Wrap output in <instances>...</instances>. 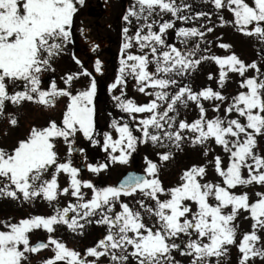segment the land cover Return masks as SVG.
Returning <instances> with one entry per match:
<instances>
[{"label":"snow or ice","instance_id":"1","mask_svg":"<svg viewBox=\"0 0 264 264\" xmlns=\"http://www.w3.org/2000/svg\"><path fill=\"white\" fill-rule=\"evenodd\" d=\"M205 2L218 10L227 6L234 16L231 23L238 31L264 40V0H253L252 5L246 0ZM76 3L82 5L84 0H0V113H3L6 101L14 105L32 101L49 107L54 106L56 97L69 98L59 124L49 120L45 126H32L11 152L0 148V197L16 199L19 193L25 200L42 198L53 208L52 215H35L17 223L0 222L7 229L0 231V264H26V253H37L49 246H53L54 256L42 260L41 264H54V261L98 264L97 260L83 258L51 235L54 226L63 224L75 231L83 228L81 220L87 219L91 223L90 218L97 216L95 222L105 226L106 233L95 246L86 249L85 255L96 258L108 255L109 264H129L130 260L136 264H180L172 256L173 250L190 256L189 264H211V257H216L219 264V258L228 252L229 245L238 248V264H248L250 258L256 256L264 258V248L256 246L261 239L257 230H264V191L256 192L257 199L250 202L247 192L237 194L232 190L237 186L264 187V156L254 151L256 137L264 135V78L242 79L241 87L245 90L232 97L224 116L214 118L206 117V110L200 104L201 97L205 100H225L226 97L211 88L193 91L189 85L180 84L174 78L185 77L202 61L212 60L220 67L222 82L225 65L244 77L247 69H257L256 62L246 64L234 53L224 57L201 55L196 59L198 44L181 50L166 43L164 35L174 27L171 21L152 19L149 23L154 13L169 12L179 20L191 19L180 14L181 7L190 10L189 5H177L175 0H134L123 18L131 23L130 17H135L139 26L134 35H129V28L123 29L125 41L121 52L130 49L135 41L144 54L122 56L115 82L108 88L111 91L124 82L125 75H131L139 92L144 93L150 87L152 91L148 95L155 98L137 104L122 98L123 94L112 97L117 102L116 107L134 120L133 114L145 115L136 125L142 138L134 135L128 122L118 123L113 119L111 127L115 128L118 138L113 139L109 132L103 134L108 160L113 164H128L138 142L151 141L153 145L163 146L162 142L167 140L179 148L185 139L183 132L187 131L191 133L188 139L193 146H205L210 140L222 146L228 154V163L225 167L219 156L214 158V171L220 178L217 182L201 183L200 178L206 176V167L193 165L182 172L175 186L165 188L158 176V164L145 157L144 174L129 173L117 185L94 188L90 181L77 178L79 168L72 166L70 160L59 162L54 141L63 138L70 153L74 150L77 133L94 145L99 143L93 138L95 80L75 94L69 88H58L54 80L47 89L41 87L42 73L49 69L51 60L71 38L69 28L73 24V14L77 12ZM141 20L143 23H139ZM221 22L228 23L222 17ZM249 25H253L251 30ZM154 26L159 30H154ZM206 30L212 31L211 28ZM203 36L196 27L176 29V37L185 45L190 38ZM220 47L229 48L230 45L221 44ZM145 49H150V54ZM77 63L80 62L77 60ZM153 63L155 71L149 69ZM95 66L100 72L99 59ZM257 72L264 76L259 69ZM83 74L90 75L86 70ZM74 78L72 74H66L64 83L70 85ZM212 78L209 73V79ZM189 102H196L199 109L198 117L191 122L178 118L180 109L187 108ZM216 111H219L218 106ZM231 113L236 115L230 118L228 114ZM8 120L11 126L18 125L15 116L9 114ZM204 153L208 154L207 147H204ZM159 156L167 161L171 152H162ZM86 166L98 173L108 165L89 163ZM244 169L247 176L243 175ZM60 172L69 174L70 187H59ZM81 186L92 190L90 199H85ZM61 192H70L72 197L78 198L77 202L57 206L55 202ZM135 194L141 196L136 201L138 208L120 199L122 195L132 197ZM161 194L165 198L161 199ZM117 205L120 210H116ZM241 209L249 212L253 223L252 231L244 233L237 244L234 221ZM70 212L73 215L69 219L67 214ZM145 215L151 223L145 221ZM41 228L49 233L47 243L38 240L32 244L29 233Z\"/></svg>","mask_w":264,"mask_h":264},{"label":"flooded vegetation","instance_id":"2","mask_svg":"<svg viewBox=\"0 0 264 264\" xmlns=\"http://www.w3.org/2000/svg\"><path fill=\"white\" fill-rule=\"evenodd\" d=\"M110 0H108V6L109 9L112 7V0L109 2ZM119 1V0H118ZM194 1L195 0H190V3H187V5H193L194 6ZM175 3L177 5H181L177 0H175ZM98 2H92V4L90 5V9L88 10V14L87 16L93 18L95 21L93 23H91L90 26L88 27H83L79 30H74V27L69 28V31L71 33V30L74 31V33L76 32L75 35H71L70 40L64 45L61 54H63L64 56V60L68 61L69 67H68V73L67 74H72L75 78L74 80L78 79L82 80L83 79V75L81 74V70H86V65H87V60H90V63L92 65H95V61L97 59H99L101 61V71L97 72L96 69H94L93 72V76L99 80V85L101 86V90H100V94L104 95L106 93V89L105 87L108 85V80L106 79L107 77V72H106V65L109 64L110 60L114 59L119 60L120 55L122 54L121 49L118 48V44H114L115 43L111 38L110 40L108 39L110 37V35H107V33H102L100 31H98L99 26V20H101L103 17H109L107 21H104L103 23V28L107 29L109 27H111V25L114 23L115 20V13L113 11V8L110 10L109 15H102L101 14V10L98 7ZM129 7H131L129 5L128 0H125V6L123 8L129 9ZM183 13V9L181 7V12L180 14ZM170 14V13H169ZM190 14V13H189ZM188 14V15H189ZM124 15V10L121 8L118 19H120V16ZM171 15V14H170ZM192 15V14H190ZM172 16V15H171ZM79 19V18H78ZM176 22H179L181 20L177 19L175 17ZM193 21V18H192ZM83 23H85L83 21ZM178 27H176V29L180 28V27H184V28H191V27H196V25H186L183 26L182 24H176ZM176 29H175V33L173 35L170 34H165L164 35V39L166 41L167 44L173 45L175 47H177L178 49L184 50L186 48H190L193 46H196L198 44L197 38L194 37V39L192 40L191 46H187V47H182L183 43H181V40L178 39L176 37ZM106 37L109 41V44L105 45L104 47H96L95 49L89 51V48L93 45H96L100 42V40ZM256 37V42H257V46L254 45V49H255V57H256V65H257V69H259V73L260 74H264V40H261L260 38H258V36ZM93 40L92 43L91 42ZM113 47V49H112ZM163 47V46H160ZM103 52H108V57L104 58L103 57ZM198 52H199V47L197 50V56L195 57L196 59H198ZM121 59V58H120ZM77 60L80 63H77ZM115 64V63H114ZM73 68V71H72ZM111 68V67H110ZM117 67L114 66V70H116ZM256 69V71H257ZM193 72V70H191ZM84 73V72H83ZM79 74V75H77ZM257 77L259 78H264V76H261L258 74L257 72ZM177 80L180 81V84H187V81H185V83H183V80H188L187 76L184 77H174ZM44 80H48V81H53L54 80V75L51 74L48 77L46 76L44 78ZM73 80V81H74ZM114 83V82H113ZM72 82L70 85H67V88H69L71 90V86H72ZM118 84L117 87L112 89L111 92H116L117 88H118ZM152 89L149 87L148 91H145V94L148 95V93L151 91ZM172 89H169V91H171ZM120 92V91H119ZM118 92V93H119ZM183 108L180 109V112ZM124 123V122H123ZM130 124V126L133 129L134 135H137L138 137L142 138V133L136 128V123L133 121L128 122ZM109 123L105 122V123H99V122H94V127H95V131L93 134V138L97 140V138L102 135L103 131H105L106 128H108ZM79 135V134H77ZM258 147L260 149V155L264 156V135H258ZM163 146L158 147V149L160 150H164V149H168V145H167V141L164 140L163 142ZM73 145H77V146H82L83 147V152L81 153L82 157L85 160V163H91L94 165H98L100 163H102L100 160H105L104 162H108V154L107 153H103L105 152V149L103 148V152L102 153H96L92 150H95L96 145L92 144L90 140L82 137L81 139H76V137L74 138V144ZM141 142L137 143V147L136 150L132 153L133 157H139L141 155V151L144 150V148L140 147ZM158 155V154H157ZM69 156V160L72 163V166L74 167H78V163H77V158H76V154H72L69 152L68 154ZM100 161V162H99ZM103 162V163H104ZM77 178L83 180H87L90 181L92 186L94 188H102V187H106V186H113V179L111 178V174H110V170L109 169H103L100 172L96 173V172H92L90 170H82L78 172V176ZM64 187H70V185H66ZM63 187V188H64ZM81 192L83 193L85 199H90L91 198V194H92V190L90 188L81 186ZM63 196H65L64 193H60L57 197V201L55 202V204L59 207H64L67 206L69 203L75 204L77 202L76 198H72L70 200H68L66 202V204L64 203V198ZM141 198L140 195L135 194L132 197H122L121 196V201L128 203L130 206L134 207V205L136 204V201L139 200ZM2 199V200H1ZM44 206V214L46 213V215H52L53 214V208L49 205V202H47V204H42ZM138 205V204H137ZM6 206L10 207L11 209L14 208V206H18V211L19 213H21V206L20 204H12V201H7L6 197H0V218L1 216H3V214H5V209ZM23 210L25 212H27V208L23 206ZM116 210H120L119 206L117 205ZM38 212V211H36ZM18 212H14L13 214H17ZM68 218L70 219L71 216L73 215L72 212L68 213ZM99 217H92L91 219V223H89L87 221V219L85 220H81L80 223L83 224V228H77L75 231L69 229L67 227V225H58V226H54L55 231L51 234L54 237L56 236L58 239L62 240V238H70L71 236H75L78 235V242L79 245L81 247L80 250V254L83 256V258L87 259V260H97L98 264H109L110 261V256L108 255H104L101 256L99 258L93 257L92 256H86L85 252L86 249L89 247H93L96 245L97 241L102 238L105 233H106V228L105 226L99 225L97 224L95 221L96 219H98ZM47 236L49 235V233H47ZM68 236V237H67ZM46 241H47V237H46ZM64 241V240H62ZM102 250V249H101ZM55 264H67V261L65 263H55ZM129 264H134L133 260L129 261Z\"/></svg>","mask_w":264,"mask_h":264},{"label":"rangeland","instance_id":"3","mask_svg":"<svg viewBox=\"0 0 264 264\" xmlns=\"http://www.w3.org/2000/svg\"><path fill=\"white\" fill-rule=\"evenodd\" d=\"M92 1L93 0H84V3L82 5L79 3H76V7H77L76 18H73V24L71 25V27H74V30H76V32H77V30H79L83 27L90 26L91 23H93L95 21L93 18L86 16L87 15L86 10H87L88 6H90L92 4ZM246 2H248L250 5H252L253 0H246ZM111 4H112L111 9L113 8V11L116 15L114 23L111 25V27H109L107 29L103 28L104 21H107L109 18V17L105 16L101 20H99V24H100L99 28L100 29H98V31H100L102 33H107V35H110L109 38H111L115 42V43H113V45H114V44H118V36H117L116 27L119 26V21H118L119 19H118L117 14L119 15L121 8H120L118 0H112ZM208 4H211V3L208 2ZM211 5H213V4H211ZM226 8H227L228 13H230V15H231L232 12L228 9L227 6H225L223 8V10ZM215 10H218V9L215 8ZM220 13L223 14L222 12H220ZM231 17L234 21V16H231ZM220 18H221V16H220ZM215 19H216V17H215ZM83 21L85 23H83ZM220 25H222V24H220ZM220 25L217 28L221 27ZM235 31H236V28H235ZM76 32L74 33V31L71 30V35L72 36L75 35ZM228 32L226 31V33L224 35L227 43L233 44L235 51H238L237 45L243 46L244 47L243 52H245V55L248 56V60L254 59V61L256 62L255 49H254V45L257 46L256 37H255L256 35L245 36L242 32L236 33V34L232 31L230 34H228ZM222 33H223L222 29H217L216 31L211 32L208 35L209 40L211 41L210 45L213 44L214 40H217V42L220 43V41L218 39H219V37H222ZM221 42H223V39ZM201 45L206 46L207 43L203 42V43H201ZM207 48H209V45L207 46ZM112 49H113V47H112ZM232 50H233V46H232ZM230 51L231 50L229 48H221V52H219V54H220V56L224 57V56H227ZM212 53H214V51ZM108 55H109L108 52H103V57L105 56L104 58L108 57ZM243 55L244 54L242 53L241 56L243 57ZM58 62L60 64L62 62H65V64L68 67L70 64L68 61H65L64 58L58 59ZM114 63H115V60L111 59L109 64L106 65V72H107L106 79L108 80L109 84H111L114 81L113 79H110V71H111L112 67L116 64V63L115 64ZM86 67H87V72L91 73V74H93L94 69H96V66L92 65L90 63V60H87ZM215 68H217L218 71H221L219 65L215 64ZM227 69H228V66L225 65L224 70H227ZM248 70H249L251 76L257 77L256 69L249 68ZM203 71H204V75L200 76L199 85H207L209 82L206 78L208 76L207 72L212 74V71H213L212 68L211 69L209 68V65L207 64V60L204 63ZM111 74H112V72H111ZM89 77L92 78V76H89ZM219 79L217 80V82H215V84L219 83V81H220ZM96 83L98 84V80ZM42 84H41V86H42ZM237 86H238V84L236 82L235 83L231 82V84L229 85L231 93H234L236 91ZM59 88H63V87L60 86ZM139 94H142V93L140 92ZM105 95H110V93H106ZM226 100H227V98H226ZM24 102H25V105H21V106L10 104V106L5 108L3 113L0 115V148H4L5 151L11 152L12 149L16 146L17 141L21 138H24L27 135V131L30 127H32V126H37V127L45 126L49 120H56V119L62 120L63 111L65 110L64 106H65V103L67 101H66V98H63L62 96L56 97L54 106H49V107H45V106L40 105L38 103L33 104L32 101H24ZM102 107L103 106L101 104H99L98 110H97V113L98 112L100 113L99 118L102 117L103 114L105 113V112H102L103 111ZM9 114L15 116L18 119V125L17 126H11L9 124V120H8ZM235 115L236 114H234V113L229 114L230 117H234ZM127 116L129 117V115H127ZM5 132L7 134H5ZM116 138H118V136ZM116 138L113 137V139H116ZM62 142H63V138H59V139H56L54 141L56 151L59 150V146H60L59 144H62ZM57 147H58V149H57ZM200 147H202V149L200 150V157H199L198 163H205L206 161H208L207 156L211 158V156L213 154H215L217 156H221V154L223 153L222 152V146L219 147L218 151L216 150V151L212 152V151L208 150L207 155H205V153H204V147L205 146H200ZM108 151H111V150L109 149ZM106 153H108V152H106ZM66 160H68V157ZM66 160H64V161H66ZM137 163H138V166H140V167H143V168L146 167L145 160H142V162H137ZM174 167L175 166L170 167V169L173 172L176 169H178V168H174ZM111 168L115 169L113 172H111V175H113L112 177H116L119 174V172H123L125 170L130 169L131 163H130V161L128 164L117 163L116 165H112ZM158 168H159V164H158ZM167 168H169V165ZM170 169L166 170L167 174L169 175V177H167V178L168 179L171 178L172 181L175 183L174 185H176L178 183V177L176 178L174 176V173H172V171ZM63 173L64 172L59 173V175H60L59 176V184H61V185L65 184L64 182H61V180H64V179H62V177H66V176H63V175H65ZM200 180H201V183L206 182L205 177L200 178ZM236 193L239 194L238 192H236ZM20 195L22 198L23 197L22 194H20ZM162 196H164V195L162 194ZM71 198L77 199V197H72L70 195V192H69L64 197V204H66L67 200H69ZM249 199H250V202L253 199L256 200L257 197L255 196V193H252V194L249 193ZM23 200L25 202L24 204H27L28 210L30 212L29 215H32V214L41 215L42 214V209L44 208V206L40 202H36L35 199L25 200L23 198ZM18 209H19L18 206H14V208H12V209L9 206L8 207L6 206L5 217L8 218V215L10 217H14L13 211L19 212ZM36 211H38V212H36ZM238 216H239V214H238ZM12 221H13V219H12ZM44 236H45V233L37 232L36 230H32L29 233L31 243L33 242V240H35V238H41ZM63 242L69 249H72V250L74 248L77 249V245L70 243L71 241L65 240ZM256 246L262 248V246H260V244L256 245ZM52 247L53 246H49L50 250L45 251L44 254L37 255V256H31V254L26 253V255L28 256L27 262L29 264H41L42 260L53 257L54 252L52 250ZM231 254L236 255L234 252ZM214 258H213V260H214ZM225 258H227V255L220 257L219 258V264H234L233 260H231V259L224 262ZM259 258H260V260H259ZM27 262H26V264H28ZM235 264H237V261L235 262ZM248 264H264V258H261L258 256L254 257V258H250Z\"/></svg>","mask_w":264,"mask_h":264},{"label":"trees","instance_id":"4","mask_svg":"<svg viewBox=\"0 0 264 264\" xmlns=\"http://www.w3.org/2000/svg\"><path fill=\"white\" fill-rule=\"evenodd\" d=\"M161 17H162V16H160V15L154 14L152 17L149 18V23L151 22L152 19H157V20H159L160 22H162ZM139 23H143V21L141 20ZM138 26H139V24H138V22H137V20H136V18H135V30H136V28H137ZM154 30L157 31V30H159V29H158V27H155V26H154Z\"/></svg>","mask_w":264,"mask_h":264},{"label":"water","instance_id":"5","mask_svg":"<svg viewBox=\"0 0 264 264\" xmlns=\"http://www.w3.org/2000/svg\"><path fill=\"white\" fill-rule=\"evenodd\" d=\"M132 173L139 174V173H136V172H132ZM128 174H129V173H128ZM128 174H127V175H128ZM127 175H126V176H127Z\"/></svg>","mask_w":264,"mask_h":264}]
</instances>
